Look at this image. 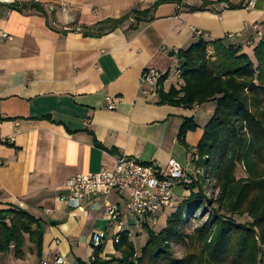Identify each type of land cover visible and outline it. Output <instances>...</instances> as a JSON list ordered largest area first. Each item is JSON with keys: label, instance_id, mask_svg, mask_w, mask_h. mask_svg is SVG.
<instances>
[{"label": "crops", "instance_id": "1", "mask_svg": "<svg viewBox=\"0 0 264 264\" xmlns=\"http://www.w3.org/2000/svg\"><path fill=\"white\" fill-rule=\"evenodd\" d=\"M205 1L213 4L204 11L187 9ZM251 1L256 6L248 10ZM181 2L0 0V211L27 212L43 233L39 255L27 242L18 259L11 245L0 253V264H56L57 256L67 264L120 259L118 232L103 216V200L90 198L71 208L59 199L67 181L110 169L123 157L157 162L162 169L174 159L194 171L190 162L215 104L194 110L163 105L160 82L150 88L141 83L142 73L161 72L168 92L181 75L177 53L201 40H226L253 57L264 37V0ZM228 3L243 8L231 10ZM28 4L42 6L44 13L23 7ZM148 11V18L132 15ZM127 16L119 27L102 31L106 21ZM107 97L115 100V110L108 109ZM187 119L198 128L183 144L178 137ZM108 200L120 207L123 234L135 246L145 228L128 212L125 197L112 193ZM94 234L105 237L101 249L91 245ZM135 249L139 255L143 248Z\"/></svg>", "mask_w": 264, "mask_h": 264}, {"label": "trees", "instance_id": "2", "mask_svg": "<svg viewBox=\"0 0 264 264\" xmlns=\"http://www.w3.org/2000/svg\"><path fill=\"white\" fill-rule=\"evenodd\" d=\"M212 4L205 1L200 7L187 9L204 11ZM23 7L44 13L38 4ZM228 8L242 9L243 5L228 3ZM150 13L132 15L148 18ZM129 18L106 21L107 27L102 31H111ZM177 56L183 86L165 92L162 86L167 77H163L160 103L185 110L215 104L197 147L200 160L196 165L213 166L221 190L218 202L222 214L212 211L205 224L187 231L193 209L203 202V195L195 194L198 185L194 183L186 189L189 198L167 218L164 229L158 232L145 228L149 241L137 257L135 246L123 234L118 245L122 258L99 262L96 257L93 264H264V37L253 57L244 53L242 46L227 45L226 40H201ZM197 128L193 119L185 120L179 142L185 144L186 135ZM239 168L244 171V178H238ZM236 217H247L250 222L239 223ZM42 240L39 222L27 212L0 211V253L9 252L13 245L16 258L23 259V248L29 242L39 255ZM174 246L181 247V257L176 255Z\"/></svg>", "mask_w": 264, "mask_h": 264}, {"label": "built area", "instance_id": "3", "mask_svg": "<svg viewBox=\"0 0 264 264\" xmlns=\"http://www.w3.org/2000/svg\"><path fill=\"white\" fill-rule=\"evenodd\" d=\"M255 6L256 2L251 1L246 8L250 10ZM181 7L182 5H179L178 9ZM195 34L202 35L200 31ZM259 35L263 36L261 33ZM2 37L7 38L8 36L3 34ZM162 78L163 75L158 70L146 69L142 73L141 83L155 88ZM177 79L176 87L180 88L183 86V81L179 72ZM106 102L108 109H116V102L113 98L107 97ZM193 109H199V106L195 105ZM198 161L199 157L194 155L191 161L195 165L194 174H200L202 179L209 181L207 168L197 167L196 162ZM196 181L194 175L174 159L169 160L167 167L162 169L157 162L142 164L135 159L123 157L116 160L110 169L103 168L97 174L75 176L69 179L65 185L66 192L59 199L73 209L80 208L90 198L102 199L103 216L117 229L115 242L118 244L126 227L120 207L108 200L112 193L126 198L127 210L137 218L140 226L155 229L161 213L174 211L181 204L177 202L176 189L186 190ZM91 245L95 250L101 249L105 245L104 235L94 234L91 238ZM55 263L67 264L62 256H57Z\"/></svg>", "mask_w": 264, "mask_h": 264}, {"label": "rangeland", "instance_id": "4", "mask_svg": "<svg viewBox=\"0 0 264 264\" xmlns=\"http://www.w3.org/2000/svg\"><path fill=\"white\" fill-rule=\"evenodd\" d=\"M233 42H234L233 40L230 41V43H233ZM199 160H200V158H199ZM190 167L194 168V166L192 165L191 162H190ZM190 173L192 175H194V177L197 179L195 184L198 185V188L195 189V194H196V196H199L200 194H202L203 195V200H202L203 202L201 203V205H199L198 207H195L193 209L194 215L190 219H188V222H189L188 229H187L188 232L192 231L196 227H200L203 224H205L209 220V218L211 217L210 214H212V211L219 212V214H222V207L219 205V202H218L220 194H221V190H220V187L218 185V181H217L216 177H214L213 166L207 167V173H208V177L210 179L209 181H205V179H202L200 174H194V171H191ZM237 176H238V178H244L245 177L244 171L239 168ZM176 190H177V202L182 203L184 198L180 194V190L181 191H183V190L186 191V190L183 188H178ZM186 194H187V192H186ZM189 196L190 195H188L187 198H189ZM176 210L165 211V212L161 213L159 215L158 226H157V228L154 229V231L159 232L162 229H164L166 227V224H167V218L171 214H173ZM235 219L239 223L250 222V219L247 217H245V218L236 217ZM137 239L138 240H136L135 246L140 251L149 241L148 231L143 229L142 234H140V236ZM173 249H174V251L178 257L182 256L183 251H182L181 247L174 246Z\"/></svg>", "mask_w": 264, "mask_h": 264}]
</instances>
